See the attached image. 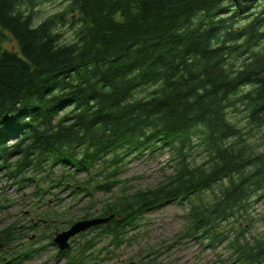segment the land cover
Masks as SVG:
<instances>
[{"label": "trees", "instance_id": "16d2710c", "mask_svg": "<svg viewBox=\"0 0 264 264\" xmlns=\"http://www.w3.org/2000/svg\"><path fill=\"white\" fill-rule=\"evenodd\" d=\"M54 1L0 0V160L41 197L51 187L20 177L25 169L65 166L59 187L83 173L74 191L92 205L108 196L80 219L114 215L58 254L89 262L97 242L120 247L146 212L178 201L188 218L177 242L224 244L217 264H264V232L250 237V217L234 228L264 201V0H65L37 19L35 8ZM163 149L174 161L166 181L116 192L128 160ZM24 227L0 229V244L19 246Z\"/></svg>", "mask_w": 264, "mask_h": 264}, {"label": "rangeland", "instance_id": "374dc122", "mask_svg": "<svg viewBox=\"0 0 264 264\" xmlns=\"http://www.w3.org/2000/svg\"><path fill=\"white\" fill-rule=\"evenodd\" d=\"M67 3L65 0L43 3L35 8L36 18L41 20L49 14L58 12ZM248 4L259 5L251 2ZM60 30L64 33V40L68 41L74 37L70 25H65ZM5 46L11 49L16 47L12 42H6ZM13 142L14 140L8 141L11 144ZM18 157L19 155H13L9 161L14 163ZM192 157L197 161L201 160L196 150L192 153ZM0 165V229H4L14 221L26 226L21 229L25 236L19 239L20 245L13 244L4 248V261L9 260L11 264H68L64 256L58 255L57 247L51 242L55 232L66 229L72 222L79 220L86 211L100 207V201L108 195L97 192L95 199L99 202L92 205L88 196L77 192L81 190L80 182L85 179L83 173L77 175L73 181H66L65 187L57 186L58 179L62 178L69 169L56 164L49 167L44 165L45 169L29 167L20 174V177L45 178L40 185L45 188L51 187L50 194L41 197L33 194L37 186L35 181L26 180L24 185L20 186L15 177L9 173L8 167L3 166L2 160ZM173 168L174 161L171 160V153L165 149L147 153L138 159L131 158L127 161L126 169L121 175L123 181L113 192L121 190L122 187H126L130 192L153 188L166 181L167 177L174 172ZM74 187L77 191H74ZM88 206L91 209H88ZM187 207L178 201L168 202L158 209L146 212L139 222L140 225L130 233L132 240L118 248L108 244L106 249H102L103 241H99L89 251V262L83 264H128L132 261L140 264V260L145 255L143 260L148 264H217L214 263L215 253L225 259L228 251L224 249V244L217 245L214 252L201 244L204 242L193 238L181 243L177 242L176 235L187 225ZM39 213H56L57 218L54 222H42L38 216ZM249 217L252 221L250 237L261 235L264 232V201L259 200L253 203L249 216L241 218L234 225L235 230L238 231L241 226L246 227ZM31 224L35 229H28ZM87 232L84 233L88 234ZM80 235L73 238L74 247L88 237L83 239ZM25 248L35 251L31 250L22 258L20 254ZM16 251H19L17 256L20 258H15L16 261L12 262L11 257Z\"/></svg>", "mask_w": 264, "mask_h": 264}, {"label": "water", "instance_id": "95a60500", "mask_svg": "<svg viewBox=\"0 0 264 264\" xmlns=\"http://www.w3.org/2000/svg\"><path fill=\"white\" fill-rule=\"evenodd\" d=\"M114 215H110L107 217H94L89 219L78 220L74 222L69 228L57 232L55 237L53 238V242L59 247L60 250L69 247V239L79 232L85 231L90 227L104 224L108 222ZM131 264H137L132 262Z\"/></svg>", "mask_w": 264, "mask_h": 264}, {"label": "flooded vegetation", "instance_id": "af4514ba", "mask_svg": "<svg viewBox=\"0 0 264 264\" xmlns=\"http://www.w3.org/2000/svg\"><path fill=\"white\" fill-rule=\"evenodd\" d=\"M0 250H3L2 246L0 245ZM2 251H0L1 253ZM1 258L3 259V255L1 256Z\"/></svg>", "mask_w": 264, "mask_h": 264}, {"label": "bare ground", "instance_id": "6f19581e", "mask_svg": "<svg viewBox=\"0 0 264 264\" xmlns=\"http://www.w3.org/2000/svg\"><path fill=\"white\" fill-rule=\"evenodd\" d=\"M47 241V240H46Z\"/></svg>", "mask_w": 264, "mask_h": 264}]
</instances>
